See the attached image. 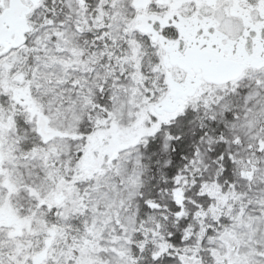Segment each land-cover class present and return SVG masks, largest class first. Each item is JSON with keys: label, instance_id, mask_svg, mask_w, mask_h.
I'll list each match as a JSON object with an SVG mask.
<instances>
[{"label": "snow or ice", "instance_id": "1", "mask_svg": "<svg viewBox=\"0 0 264 264\" xmlns=\"http://www.w3.org/2000/svg\"><path fill=\"white\" fill-rule=\"evenodd\" d=\"M0 264H264V0H0Z\"/></svg>", "mask_w": 264, "mask_h": 264}]
</instances>
